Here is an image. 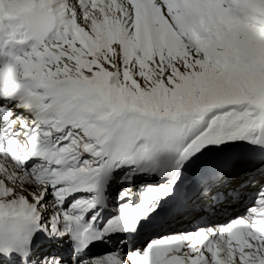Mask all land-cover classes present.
I'll return each instance as SVG.
<instances>
[{
  "label": "snow or ice",
  "instance_id": "obj_1",
  "mask_svg": "<svg viewBox=\"0 0 264 264\" xmlns=\"http://www.w3.org/2000/svg\"><path fill=\"white\" fill-rule=\"evenodd\" d=\"M0 264H264V0H0Z\"/></svg>",
  "mask_w": 264,
  "mask_h": 264
}]
</instances>
